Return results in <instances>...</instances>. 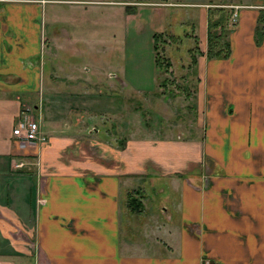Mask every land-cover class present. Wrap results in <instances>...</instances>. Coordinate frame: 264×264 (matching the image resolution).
Here are the masks:
<instances>
[{"label":"crops","instance_id":"crops-1","mask_svg":"<svg viewBox=\"0 0 264 264\" xmlns=\"http://www.w3.org/2000/svg\"><path fill=\"white\" fill-rule=\"evenodd\" d=\"M100 2L0 0V264H201L204 255L212 264H264V0H135L123 8L128 66L145 57L155 87L119 79L153 91L156 34L182 35L197 68L198 134L129 137L121 146L100 139L81 110H64L61 94L49 91L54 68L68 66L55 65L57 49L82 52L81 34L67 28L75 18L61 4H85L69 11L92 24L99 7L90 6ZM105 12L108 26L109 6ZM210 14L222 15L226 29L218 54L207 52ZM98 61L90 53L94 72ZM37 100L48 139L20 141L13 127ZM146 181L148 191L130 193L131 182ZM132 196L139 209L128 204Z\"/></svg>","mask_w":264,"mask_h":264},{"label":"rangeland","instance_id":"rangeland-1","mask_svg":"<svg viewBox=\"0 0 264 264\" xmlns=\"http://www.w3.org/2000/svg\"><path fill=\"white\" fill-rule=\"evenodd\" d=\"M102 1L98 6H92V4L90 6V9L93 7V10L99 7L98 23L92 21L93 25L85 16L79 21L77 15L76 20L75 12L69 11L74 7H85V4H61L69 9L67 14L75 18L73 24L76 23L74 26H66L73 31L77 30L81 34L82 38L80 40L76 38V45L82 52L75 53L68 48L69 46L65 49H57L55 65L74 66L72 69L71 67L67 68V66L66 68L56 67L53 70L51 84L55 90L53 88L49 91L57 92L58 95L61 94L59 95L61 100L57 101V105H61L64 110L71 108V111L75 114L81 110V113L84 114L83 118L88 119V125H93L96 128L92 129V131H95L93 133L98 134L100 139H109L110 145L121 146V141H125L129 137H188L198 134L195 127L194 95L197 68L192 63L188 64L187 54L183 50L184 46L182 47L183 42H186L185 38L183 39L182 35H173L168 32H163L162 36L158 37L156 51H158L160 64L156 63L157 84L153 91L132 90L130 89L131 85L125 87L124 81L127 82L128 79L133 80L136 78L141 87L145 86L144 88L151 90L155 87L150 82L153 79L154 70L144 60L145 57L141 56L137 60L139 64L136 68L128 66L127 60L130 52L129 48L126 47V50L124 48L126 39L124 36L123 8L132 7L135 0ZM106 6L110 7V25L108 26H106ZM167 8L182 12L192 7L169 5ZM182 15H185V13H182ZM181 29H190V24H184ZM96 30L100 39L98 44L94 42ZM215 31H218V29H215ZM108 33H110V38L107 37ZM77 37L80 36L77 35ZM85 37L89 39L88 44L84 42ZM136 44L138 46L139 43ZM139 45H141V42ZM137 46L134 47L135 50L138 49ZM93 47H98L100 50L104 49V52L97 53L95 49L91 51ZM90 53L93 57H99L100 69H96V72L92 71L90 62L88 63ZM108 61L110 66L103 67ZM48 68L49 66L46 65L45 70L48 71ZM109 70L110 78L107 76ZM72 72H75V78L70 80L69 75ZM109 82L110 86H107ZM46 85L45 83L43 88ZM46 90L48 91L47 87ZM67 94H71L72 97L64 96ZM40 103L38 100L36 101L39 107L36 108L34 114L41 113L42 100H40ZM86 108H93L96 113H92V116L89 112H85ZM34 114L32 116H35ZM67 119L69 120V117ZM47 139L48 136L45 134L44 140ZM135 182L129 184V189L132 190L130 193H133L134 188H137L138 192L142 189L144 193L150 188V183L147 181V183H141V185H137ZM160 183H162L161 179ZM162 187L164 186H159V188ZM162 192L157 191L156 195L153 192L154 198L156 196L157 200L162 198Z\"/></svg>","mask_w":264,"mask_h":264},{"label":"built area","instance_id":"built-area-1","mask_svg":"<svg viewBox=\"0 0 264 264\" xmlns=\"http://www.w3.org/2000/svg\"><path fill=\"white\" fill-rule=\"evenodd\" d=\"M54 1V0H51ZM33 115V114H32ZM29 116L26 114L20 115L13 127V135L20 141L26 142H40L45 138L44 131L42 129V115L41 113H35V116ZM16 165H21L17 163ZM201 264H212L209 257L204 255L201 257Z\"/></svg>","mask_w":264,"mask_h":264},{"label":"trees","instance_id":"trees-1","mask_svg":"<svg viewBox=\"0 0 264 264\" xmlns=\"http://www.w3.org/2000/svg\"><path fill=\"white\" fill-rule=\"evenodd\" d=\"M221 7H216L215 9L211 10L212 13H214L217 10H221ZM223 16L222 15H218L216 18L211 19V14H210V21H209V29H208V48H207V52L211 53V54H218L224 50H226L227 46H228V42L226 39V32H225V28H223ZM221 27V31L217 32L215 30H212L211 28L213 27ZM159 34H156V39H158ZM155 39V38H154ZM157 46V43H156ZM157 56H156V63H158V65L160 64V58L158 55V52H156ZM128 204L133 208V209H139L141 203L139 198L132 196L129 201Z\"/></svg>","mask_w":264,"mask_h":264}]
</instances>
